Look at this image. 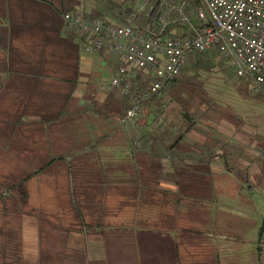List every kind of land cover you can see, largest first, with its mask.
<instances>
[{"label":"crops","instance_id":"crops-1","mask_svg":"<svg viewBox=\"0 0 264 264\" xmlns=\"http://www.w3.org/2000/svg\"><path fill=\"white\" fill-rule=\"evenodd\" d=\"M72 1L89 15L130 20L94 0ZM0 26L7 40L0 49V121L9 128L2 138L29 170L20 181L27 195L19 226L23 264H264L262 225L256 240L242 248L237 242L252 228L244 224L252 221L256 190L264 202V147L256 148L254 134L233 123L229 130L223 121L213 128L196 122L216 131L209 136L241 146L233 162L255 175L256 188L241 193L233 179L235 190L218 196L213 210L192 211L191 197L175 193L172 177L159 179V169L169 172L172 164L152 159L149 121L119 123L121 98L106 88L114 58L85 51L82 34L67 29L48 0H0ZM28 149L50 154L29 165ZM208 227L231 241L191 232Z\"/></svg>","mask_w":264,"mask_h":264},{"label":"built area","instance_id":"built-area-1","mask_svg":"<svg viewBox=\"0 0 264 264\" xmlns=\"http://www.w3.org/2000/svg\"><path fill=\"white\" fill-rule=\"evenodd\" d=\"M202 1L207 13L200 7L197 12L205 27L184 38L163 35L168 22L160 15L147 27L80 10L62 15L67 29L82 34L85 51L116 60L106 88L116 89L131 104L119 119L121 125L135 124L141 106L159 99L196 52L216 51L238 77L250 81L255 93L264 94V0ZM159 123L166 124L162 118Z\"/></svg>","mask_w":264,"mask_h":264},{"label":"rangeland","instance_id":"rangeland-1","mask_svg":"<svg viewBox=\"0 0 264 264\" xmlns=\"http://www.w3.org/2000/svg\"><path fill=\"white\" fill-rule=\"evenodd\" d=\"M94 1L98 5H102L105 9L107 8L109 11L116 12L118 10L119 12L116 13H120L119 15L125 19L130 18L133 24L141 27L148 26L155 21L158 15H160L168 22L167 29L171 35H181L182 33L188 34L194 32V30L201 29L203 23L198 17V7L207 13V9L202 0ZM202 54L207 68L198 69L196 71L194 68H190L191 64L189 62L185 65L180 76L185 79V77L196 71L197 74L195 79L199 82L198 86L211 98V103L226 111H231L236 117V122L233 124L237 126L238 129L240 128L238 131L247 132L249 135L254 134L256 148H262L263 145L261 143L264 140V103L259 100L256 101L245 98L239 94L234 85L237 75L235 74L233 67L222 59L216 51L211 50ZM104 77L106 80L109 77V73L106 70L104 71ZM187 84L182 81L170 83L159 99L148 101L147 104L141 107V113L139 115L140 121L141 119L149 121L151 129L155 130L158 125H160L159 119L162 118L168 125H173L174 129L177 131L182 119L180 115V103L177 102L176 96L173 94L179 86L182 88L184 87L183 90L188 89ZM189 87L197 88L194 84H190ZM195 121L199 122L198 119ZM220 121H223L224 125L226 124L229 130H231L230 124L232 122L230 120L221 119ZM0 127H2V125H0ZM7 128L5 127V130L4 128H0V250H3L4 252L7 251L8 254L12 256V254L19 255L18 245L20 235L18 230L20 226V215L25 209H27L25 207L27 203L21 205L18 202L19 198L17 197L19 196L16 197L15 195L19 194H17L14 185L23 180V178L29 173V170L21 168L23 165L18 157L21 155L16 153L17 159L15 154H10L12 150L17 148L9 145V137L5 136L6 138H2V131L4 130L6 132ZM212 130L206 129V132L210 135L216 136V131H214V129ZM23 134H25L24 131ZM218 134L219 133H217V135ZM21 136L23 137V135ZM35 137H37V135ZM39 150L40 149H28V151H31L32 153L31 163L29 165H38L40 160L44 161V159L48 158L50 149H46L45 157L39 156ZM60 150L63 151L66 149H55V151L52 152L55 153ZM210 166L213 172L214 182L220 192L226 195L234 191L235 187L233 185V179H235V176L233 174L230 176L227 175L215 161H213ZM262 195L263 193L258 190H256L253 195L256 203L251 215L252 221H250L251 223L243 221L246 222L245 224L243 223L245 225L244 228L249 227V225H251L252 228L249 230L247 236H240L239 241H237L240 248L244 247V245H242L244 242H253L256 240L259 233V227L261 225L264 227V202L260 201ZM30 204L32 205V203ZM231 219L232 217L230 220ZM3 230L6 232L8 231L11 234V237L9 238L8 236H5V234L2 233ZM230 237L229 239L222 240L231 241ZM262 239L264 242V235ZM247 252L248 251H246L245 254ZM251 255L249 256L251 257ZM246 256L248 255L246 254Z\"/></svg>","mask_w":264,"mask_h":264},{"label":"trees","instance_id":"trees-1","mask_svg":"<svg viewBox=\"0 0 264 264\" xmlns=\"http://www.w3.org/2000/svg\"><path fill=\"white\" fill-rule=\"evenodd\" d=\"M48 1L59 16H62L68 12L76 11V9H74L72 6V0ZM90 16L104 17L99 13ZM204 27L205 25H201V28ZM163 35L175 38H184L191 37L193 32L188 34L182 33L181 35H171L166 28V30L163 32ZM0 49H7L6 34L1 26ZM189 62L191 64L190 68H194L196 71L198 69L207 68L204 63V56L200 52L192 54L187 60V63ZM196 71L195 73L185 77V79L184 77L180 76V73L178 77L170 82L173 83L182 81L186 82V84L188 83V89L183 90L184 87L182 88L179 86L180 89L178 88L173 94L176 96L177 102L180 103V115L182 121L177 131L174 129L173 125H168L167 123L163 125L160 123V125H158V127L153 132V149H151V154L153 155L152 159L154 161H158L160 163L162 158H170V162L172 164L171 171L167 172L165 170H161L160 168L159 179L161 180V175H163L164 178L166 175H169V178L172 177L175 185V193L185 194L191 197L192 211L197 209L199 206L205 207L208 210H213L216 207L215 204H217L216 198L222 195L219 188L216 186V183L214 182L215 180L210 166L215 160H218L221 163V166L227 175L230 176L233 174L235 176V179L238 180L239 183V192L243 193V191L247 190V188H256V185L252 184V179H254L255 175L250 173L248 174L246 170L241 169L239 166H235V163L233 162L234 157L243 154V151L240 150L242 149L241 146L238 147L229 144V142H222L209 136L205 130L197 127L195 121L197 119L200 123L213 128L214 123H217L221 119L230 120L232 123H235L236 117L231 111H226L211 103V98L198 86L199 82L195 79L197 74ZM190 84H194L197 86V88L189 87ZM234 85L239 94L243 97L256 101L259 100L264 103V94L255 93L251 89L250 81L247 78L237 76L234 81ZM117 93L122 102V108L119 110L118 116L122 117L131 104L127 98L122 97L118 91ZM145 104H147V102H145L142 106ZM0 125H2L0 128H3L6 125V122L0 121ZM185 139H189L190 142L186 141ZM261 144L264 147V140ZM215 149H220L221 151L217 153ZM260 177L261 176H258V178ZM248 178L250 179V182H248L249 185L246 184ZM159 188L160 193L165 192L163 186L160 185ZM15 190L20 195L18 202L21 205L26 204L27 195L21 182L15 187ZM224 204L226 203L224 202ZM217 208H219V205H217ZM191 232L199 236L209 237L214 235L215 237L220 236L224 239H229L230 237L229 234L226 235L214 233L215 231H212L210 227H208V230L206 231L192 230ZM2 233H4L5 236H8L9 238L11 237V234L8 231L6 232L3 230ZM260 235H262V233H260ZM20 241L21 240L19 236V255L12 254V256H10L7 251L4 252L3 250H0V264H23L21 260L22 250L20 248Z\"/></svg>","mask_w":264,"mask_h":264}]
</instances>
